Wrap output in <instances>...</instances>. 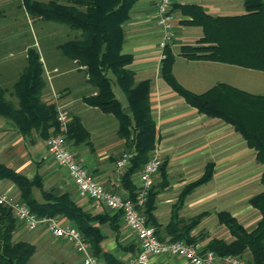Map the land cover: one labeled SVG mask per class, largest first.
Listing matches in <instances>:
<instances>
[{
	"label": "crops",
	"instance_id": "crops-1",
	"mask_svg": "<svg viewBox=\"0 0 264 264\" xmlns=\"http://www.w3.org/2000/svg\"><path fill=\"white\" fill-rule=\"evenodd\" d=\"M30 2L72 4V0H0V85L9 90L10 96L28 65L29 51L37 50L47 83L43 101L58 102L69 112L70 123L78 118L88 131L86 143L69 141L79 161L109 192L131 199L129 187L132 184L137 187L139 171L132 180L125 181L124 175L131 164L122 170L117 161L126 152L136 154L138 132L133 128L125 130L115 115L105 114L84 103L83 99L95 95L96 89L89 83L86 68L66 57L60 49L63 44L77 40L80 32L33 16L28 9ZM157 3L158 0H138L133 6L129 19L123 24L125 43L121 51L133 58L126 68L134 72L136 82L150 81L151 113L156 129L155 148L150 157L158 150L165 164L153 186L156 223L153 227L159 231L161 240L170 241V227L174 222L181 229L196 217L203 216L190 236L198 239L204 247L214 239L230 244L235 239L220 223L219 214L230 213L247 230L257 227L262 217L250 205V200L264 193L261 183L264 165L257 162L256 152L247 147L232 125L198 113L162 78L160 42L163 30L157 23ZM178 5L199 6L206 15L214 18L247 14L244 0H171L174 30L169 46L175 56L173 73L177 81L194 94H203L226 84L253 95H264L263 71L222 62L191 60L181 54L184 46H196L204 38V30L201 26L188 24L191 18L174 9ZM35 24V30L37 28L39 32L37 36L32 29ZM14 32L17 35L8 36ZM6 65L23 67L13 74L5 68ZM114 93L122 103L124 113L130 115L128 103L115 90ZM46 142L36 132L32 136H23L0 117V163L29 180H38L42 188L33 189L38 201H42L43 192L55 196L69 194L86 213L108 215L109 220L95 224L104 235L102 254L94 255L89 244L91 253L101 264H114L115 260L128 264L141 251L135 234L125 225L120 212L97 209L89 198L79 195L68 171L59 167L49 155ZM208 173L211 178L207 182L185 194L191 185ZM2 194L20 201L21 193L10 180L0 179ZM60 220L70 224L64 218ZM14 241H25L36 247L30 264H83L70 242L53 237L45 227L32 232L20 223ZM42 249L48 251L50 258L40 260V256L41 263H33ZM249 257L250 254H246L245 258ZM149 264L189 263L176 256H154Z\"/></svg>",
	"mask_w": 264,
	"mask_h": 264
},
{
	"label": "trees",
	"instance_id": "trees-1",
	"mask_svg": "<svg viewBox=\"0 0 264 264\" xmlns=\"http://www.w3.org/2000/svg\"><path fill=\"white\" fill-rule=\"evenodd\" d=\"M137 2L138 0H72L71 5L30 2L28 7L33 16L67 25L80 32L77 40L63 44L60 49L66 57L86 68L89 83L96 89L95 95L83 99L84 103L105 114L115 115L125 130L133 128L138 132L136 154L124 175L125 181L132 180L133 175L149 161L156 139L155 122L151 113L150 81L136 82L134 72L126 68L133 58L121 53L125 43L123 24L129 19L130 10ZM244 6L246 15L222 18L206 15L199 6H175L174 9H179L183 15L191 18L187 21L188 24L201 26L204 30V38L196 46H184L181 54L191 60L222 62L264 72V0H244ZM164 54L166 58L162 60L160 73L172 90L198 113L232 125L247 147L256 152L257 162L264 165V95H253L226 84H220L203 94H194L175 78V56L169 44L165 47ZM44 74L40 54L37 50H30L28 65L14 84L11 97L9 90L0 85V117L23 136H32L36 132L47 141L59 132V124L57 103L43 101L47 84ZM112 76L126 97L131 109L130 115L124 113L122 103L116 98ZM88 137V131L81 120L74 118L69 124L68 141L75 140V144H81L86 143ZM164 167L165 164L161 169ZM210 178L208 173L191 185L185 194ZM0 179L16 184L21 193L20 202L34 214L44 218L66 219L82 231L94 255L102 254L101 242L104 235L95 224L109 220L108 215L92 216L86 213L69 194L55 196L43 192L42 201H38L33 194L34 188H42L38 180H29L1 163ZM261 183L264 185V173ZM129 190L131 199L135 200L136 185L132 184ZM154 196L152 188L142 211L148 223L156 227L153 216ZM250 205L262 217L257 227L247 230L230 213L221 212L220 223L235 240L228 244L214 239L204 247L205 250L214 251L219 256L233 255L240 258H245L249 253L250 257L245 258L247 264H264V193L252 197ZM202 219L203 216H198L181 229L174 222L170 227V241L199 243L190 233ZM19 224L12 210L0 205V264H30L36 253V247L31 243L14 241V233ZM156 233L161 239L159 231L156 230ZM114 264L120 263L115 260Z\"/></svg>",
	"mask_w": 264,
	"mask_h": 264
},
{
	"label": "built area",
	"instance_id": "built-area-1",
	"mask_svg": "<svg viewBox=\"0 0 264 264\" xmlns=\"http://www.w3.org/2000/svg\"><path fill=\"white\" fill-rule=\"evenodd\" d=\"M170 6L171 0H158L156 6L157 23L163 30L160 42L162 60L166 58L164 49L173 38V16ZM57 121L59 132L48 139V153L59 167L68 171L81 197L89 198L97 209L120 212L125 225L135 234L141 245L139 254L128 264H149L154 256H176L183 258L189 264H216L219 261L224 264H247L238 256H219L214 251L205 250L201 243L163 241L158 237L155 228L148 223L142 211L155 184V178L164 163L158 150L151 155L149 161L137 174L138 185L135 200L124 198L118 193L109 192L79 161L67 139L70 124L69 112L58 102ZM132 158V153H125L117 161L118 168L125 169L131 164ZM0 205L10 208L19 223L23 224L27 230L33 232L45 227L53 237L70 242L80 254L83 264H101L98 258L92 255L89 243L78 228L65 224L57 218L39 217L28 206L7 194L0 195Z\"/></svg>",
	"mask_w": 264,
	"mask_h": 264
},
{
	"label": "rangeland",
	"instance_id": "rangeland-1",
	"mask_svg": "<svg viewBox=\"0 0 264 264\" xmlns=\"http://www.w3.org/2000/svg\"><path fill=\"white\" fill-rule=\"evenodd\" d=\"M21 22H23L22 21V19H21ZM35 26H36V24L34 25V26H32V29H33V31L35 32V36H37V35H39V32H38V30H37V28H36V30H35ZM30 30V29H29ZM174 30V29H173ZM9 35H11V36H15V35H17V32H14V33H9L8 34V36ZM28 35H30L31 36V31H28ZM19 67V68H18ZM23 66L21 65V66H19V65H13V66H11V65H6L5 66V68H9V71L11 72V73H15V72H18L19 70H20V68H22ZM112 78H113V81H114V83H113V87H114V90L116 91V93L119 95V96H121V99L122 100H125V102H126V104H127V101H126V98L124 97V95H123V93L121 92V90H120V88H119V86L117 85V83H116V81H115V78L112 76ZM48 141V140H47ZM47 143V142H46ZM126 153H130V152H126ZM125 154V153H124ZM123 154V155H124ZM122 155V156H123ZM186 222H188V221H186ZM189 223V222H188ZM187 223V224H188ZM51 253V252H50ZM49 255L50 254H48V251H46V250H44V249H42L40 252H39V256L37 255V257L35 258L34 257V260H33V263H41V262H39V257L41 256L42 257V259H41V257H40V260H44L45 259V257L47 258V259H49L50 257H49ZM241 259H243L244 261L246 260L245 258H241ZM216 264H224L223 262H221V261H219V262H217Z\"/></svg>",
	"mask_w": 264,
	"mask_h": 264
}]
</instances>
